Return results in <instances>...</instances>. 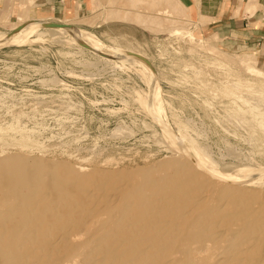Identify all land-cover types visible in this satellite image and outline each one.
<instances>
[{
  "label": "rangeland",
  "instance_id": "obj_1",
  "mask_svg": "<svg viewBox=\"0 0 264 264\" xmlns=\"http://www.w3.org/2000/svg\"><path fill=\"white\" fill-rule=\"evenodd\" d=\"M5 20L0 34L12 36L28 21L26 3ZM36 21L17 36L47 38L0 46V241L17 264H264L259 53L202 37L180 0H95L89 11ZM41 22L74 25L118 56L71 32L51 38ZM127 54L143 57L151 77L122 64ZM36 187L51 194L46 209L12 215L21 205L13 192ZM172 188H194L185 199L202 201L173 210ZM28 234L36 241L21 243Z\"/></svg>",
  "mask_w": 264,
  "mask_h": 264
},
{
  "label": "crops",
  "instance_id": "obj_2",
  "mask_svg": "<svg viewBox=\"0 0 264 264\" xmlns=\"http://www.w3.org/2000/svg\"><path fill=\"white\" fill-rule=\"evenodd\" d=\"M180 1L189 18L198 25L202 37L217 39L233 50L258 52L264 60V0ZM23 2L27 6L28 21L22 25L40 18L72 16L95 5V0H0V24L9 23L5 20L9 14L17 18Z\"/></svg>",
  "mask_w": 264,
  "mask_h": 264
},
{
  "label": "bare ground",
  "instance_id": "obj_3",
  "mask_svg": "<svg viewBox=\"0 0 264 264\" xmlns=\"http://www.w3.org/2000/svg\"><path fill=\"white\" fill-rule=\"evenodd\" d=\"M32 23H36V21H34L33 22V20H32ZM41 24V26H45V27H47V28H51L50 30H52V32H55L56 33V36H54V37H51V38H57L59 35H64L65 33H74L76 36H79V37H82V38H85V39H82V41L85 43V45H87L89 48H92V50H95V51H100L101 53H103V52H105L107 55L108 54H111V56H114V55H116V56H118V54H116V53H114L112 50H110L106 45H104L99 39H95L94 37H93V35H89L86 31H84V32H82V30L81 29H79V28H77L76 26H74V25H70V24H51V23H48V22H41L40 23ZM28 26V24H24L23 26H21L20 28H18L13 34H12V36H1V34H0V46L1 45H5V44H13V43H21V42H25L26 40L28 41V40H31L32 39V41L34 40H39L40 41V39H45V38H47V37H44V34L43 33H41V32H37V33H35V34H33V32L34 31H32L30 34H27V35H19V37L17 36L18 34H19V32L20 31H22L24 28H26ZM4 35V34H3ZM43 39V40H44ZM90 39H92V41L94 40V42H92ZM100 55V54H99ZM120 55V54H119ZM125 57V59L124 60H122L121 61V63L122 64H124L125 62H127V64H131V65H134V66H137L138 68H139V70L141 71V72H143V74H145L146 76H150V75H152L151 74V70H150V68H149V66L146 64V62L144 61V60H141V58H143V57H141V56H139V55H136V54H127L126 56H124ZM137 57H141L140 59L139 58H137ZM106 58V57H105ZM107 59H110V58H107ZM114 59V58H113ZM121 59H122V57H121ZM110 60H112V59H110ZM145 60H147V59H145ZM149 68V69H148ZM150 70V71H149ZM154 73V79H156V76H155V72H153ZM151 77V76H150ZM148 78V77H147ZM153 81V80H152ZM149 82V81H148ZM152 85V84H151ZM178 153V152H177ZM177 153H175L176 155H177ZM179 156H180V154H179ZM183 158H184V156H183ZM181 159H182V157H181ZM178 156L176 157V159H175V161H171V163H174V164H177V163H180V167H179V169L176 171V173L175 174H177L176 176H175V178H179L180 176H181V172H178V171H180V169L181 168H183L182 167V164H181V161L183 160H181ZM188 159V158H187ZM6 162V161H5ZM183 162V161H182ZM189 162V161H188ZM187 162V163H188ZM4 163V162H3ZM3 163L2 162H0V171H1V169H2V167H3ZM200 163V162H199ZM201 164V163H200ZM6 165V164H5ZM184 166V165H183ZM201 166H204V165H201ZM185 167H187V165L185 166ZM189 168V167H188ZM241 168V167H240ZM239 168V169H240ZM245 169V168H244ZM183 170V169H182ZM192 170V169H191ZM193 171V170H192ZM236 171H238V170H236L235 169V172ZM241 171V170H240ZM183 173V172H182ZM195 173V175H193ZM198 171H195V172H193V179H194V177L195 176H197L198 175ZM197 174V175H196ZM251 174H253L252 172H251ZM250 174V175H251ZM29 174H28V171L26 170V171H24V170H21L20 171V173L18 174V181H19V183H23V182H26L27 181V179L29 178ZM189 176V175H188ZM191 176V175H190ZM5 177L6 176H4V175H2V174H0V189H1V187H2V185H4L5 184V182H4V180H5ZM43 177V176H42ZM16 178V177H15ZM189 178V177H188ZM188 178H186V179H184V180H182V181H179V182H170L169 181V183L168 184H173V183H175L177 186H180V185H185V184H187V181H188ZM246 178V177H245ZM249 178V177H248ZM251 178V177H250ZM193 179H189V181H191V180H193ZM14 180H16V179H12V181L11 182H9V185H11V184H14ZM241 180H244V179H241ZM149 181H151V180H149ZM194 181V180H193ZM245 181V180H244ZM204 182V181H203ZM225 182H227V181H225ZM150 183V182H149ZM152 183V182H151ZM150 183V184H151ZM247 183V182H246ZM16 184V183H15ZM166 184V183H165ZM156 185V184H155ZM158 185V184H157ZM162 185H164V184H162ZM167 185V184H166ZM183 185V188H185V186ZM164 188H166L165 187V185L163 186ZM159 188V187H158ZM157 188V189H158ZM161 188H162V186H161ZM160 188V190L162 191V190H164V188L163 189H161ZM171 188V187H170ZM175 188H177V187H175ZM173 189V188H172ZM179 189V188H178ZM178 189H173V190H170V192L171 193H169V195H172L171 197H169V195H168V198H166V199H168V200H173V202H170L169 201V203H170V205H171V207H172V209L173 210H176V211H179V212H181V213H186V211L188 210L187 209V205H186V203H188V201L189 200H191V199H185V198H187V195L189 194L190 195V193H192V191L194 190V188H192V190L190 191H187V189H189V188H187L186 190H178ZM196 190L195 191H197V192H199L198 190H199V188H195ZM201 189V188H200ZM29 190V189H28ZM159 189H158V191H160ZM166 190L167 191H169L168 190V188H166ZM23 189H21L20 190V192L18 193V190H15L14 192H13V196H15L16 198H18V200H19V202H18V205H19V203H21V205H19L18 206V209H16V208H14V209H10L12 212H10V213H12V215H13V213H15V212H18V214H20V215H24L25 214V216L27 215V213H29V211H30V213H32L33 214V212L36 210V207L35 206H38L37 204H39V207H40V204L43 202V201H45V200H47V199H49V196H51V194H49V192H46V191H44L41 187H36V188H34L33 190H31L28 194H22L23 193ZM166 191V192H167ZM220 192H227V190L225 189V188H221V190H220ZM10 194V193H9ZM23 196H22V195ZM161 194H163V192H161ZM164 194H165V191H164ZM163 194V195H164ZM19 195H21V196H19ZM203 195V194H202ZM229 196H238L239 195V191H238V189H231V191H230V193L228 194ZM37 196H39V197H37ZM37 197V198H36ZM149 197V196H148ZM162 197V196H161ZM199 197V196H198ZM197 196H196V199H198L199 201H198V203L200 204V202L202 201V199H200V198H198ZM217 197V196H216ZM10 199V198H9ZM142 199V198H141ZM187 200V202L185 203V200ZM15 200V199H14ZM17 200V199H16ZM50 200V199H49ZM51 200H53V199H51ZM55 200V199H54ZM54 200L52 201V202H54ZM155 202V201H154ZM157 202H159V201H157ZM195 202H196V200H195ZM197 203V202H196ZM195 203V204H196ZM197 203V204H198ZM50 204V203H49ZM49 204H47V206L49 205ZM58 204V203H57ZM129 204H132V203H129ZM188 204H190V203H188ZM192 205H193V203H191ZM190 204V205H191ZM194 204V205H195ZM51 205V204H50ZM54 205V204H53ZM169 205V204H168ZM194 205L193 206H191V208L190 209H194ZM46 206V205H45ZM139 207H140V205H138ZM197 206V205H196ZM43 209H46L43 205L41 206ZM40 207V208H41ZM55 207V206H54ZM138 207V208H139ZM33 208V209H32ZM41 208V209H42ZM53 208V207H52ZM141 208V207H140ZM143 208V207H142ZM4 209H5V207H4ZM34 210L33 212L31 211V210ZM158 210L160 209V207H158L157 208ZM187 209V210H186ZM38 210H40V209H38ZM49 210L50 209H48L47 211H48V213H50L52 210H53V212L56 210V208H54V209H51L50 210V212H49ZM93 210V209H92ZM151 211H147L146 210V212L147 213H153L152 211H154L153 209H150ZM157 210V211H158ZM46 211V212H47ZM90 211H91V209H90ZM143 211V210H142ZM156 211V212H157ZM192 210H190V212H191ZM139 212H141V210L139 209ZM145 212V211H144ZM138 213V212H137ZM142 213V212H141ZM178 213V212H177ZM205 213V212H204ZM232 212H230V214H231ZM16 214V213H15ZM53 215H51L50 216V218H57V216L54 214V213H52ZM154 214V213H153ZM11 215V216H12ZM29 215V214H28ZM28 215H27V219H28ZM165 215V214H164ZM174 215V214H173ZM179 215H180V213H179ZM181 215H183L184 216V214H181ZM228 215V214H227ZM235 215V213L233 212V216ZM11 216H8L9 218L11 217ZM33 217H34V214L32 215ZM32 216H30L29 215V217H32ZM36 216V215H35ZM39 217H36V218H44L43 217V214L41 213L40 215H38ZM48 216V215H47ZM53 216V217H52ZM56 216V217H55ZM140 216V215H139ZM156 216V219H159V218H157V215H155ZM183 216H181V217H183ZM209 216V215H208ZM231 217H233L232 215H230ZM15 217V216H14ZM14 217L12 218L13 220H14ZM17 217V216H16ZM24 217V216H23ZM32 217V218H33ZM228 217V216H227ZM19 218V217H18ZM32 218H30V220H32ZM35 218V220H36V222L39 220H37ZM47 218V217H46ZM50 218H49V220H50ZM59 218V217H58ZM194 218H195V216H194ZM207 219H209L208 217H207ZM206 219V220H207ZM234 219V218H233ZM240 219H241V217H240ZM18 220H20V219H18ZM17 220V218H16V220H14V222L16 221H18ZM35 220H32L31 221V223L32 222H34L35 223ZM48 220V219H47ZM202 220V219H201ZM27 221V220H26ZM43 221V220H42ZM46 221V220H45ZM44 221V222H45ZM157 221H159V220H157ZM217 221V220H216ZM219 222H220V220H218ZM30 222V221H29ZM29 222H27V223H29ZM40 222V221H39ZM47 222V221H46ZM149 222V221H148ZM164 222V224H165V221H163ZM215 222V221H214ZM38 223V222H37ZM41 223V222H40ZM218 223V222H217ZM39 224V223H38ZM37 224V225H38ZM46 224H48V223H46ZM173 224H177V223H173ZM200 224H201V222H200ZM212 224V223H211ZM216 224V223H215ZM37 225H35V226H37ZM40 225V224H39ZM38 225V227H39V229H40V227H41V225H43V223L39 226ZM193 225V224H192ZM213 225V224H212ZM217 225V224H216ZM128 226V225H127ZM154 226H155V224H154ZM154 226H152V228H154ZM174 226V225H173ZM172 226V227H173ZM214 226V225H213ZM150 227H151V225H150ZM69 228V227H68ZM132 228H133V226H132ZM155 228H157V227H155ZM175 228V227H174ZM151 229V228H150ZM162 229H164V228H162ZM241 229V228H240ZM38 230V229H37ZM37 230L36 231H34V232H37ZM40 230H42V229H40ZM61 230V229H60ZM149 230V229H148ZM39 231V230H38ZM165 231V230H164ZM178 233V232H177ZM216 233V232H215ZM34 234H36V233H34ZM30 235H31V233H30ZM61 235V234H60ZM216 235H218V234H216ZM31 236H33V232H32V235ZM36 236H37V234H36ZM209 237V236H208ZM25 238V236L23 237V241H21V243H25V242H28V243H26V244H29V242L32 244V242L31 241H36V240H33L34 239V237H31V238H33V239H27V238H29V234H28V237L26 236V238ZM60 238V237H59ZM217 238V237H216ZM22 238H20V240H21ZM205 239V238H204ZM256 239V238H255ZM182 240H184V239H182ZM4 241V240H3ZM19 241V240H18ZM25 241V242H24ZM62 242V241H61ZM4 243V242H3ZM196 244V243H195ZM87 247V246H86ZM196 247V246H195ZM201 247V246H200ZM146 248V247H145ZM199 248V247H198ZM202 248V247H201ZM164 249V248H163ZM163 249H161L162 251H163ZM196 249V248H195ZM200 249V248H199ZM248 249V248H247ZM79 250V249H78ZM201 250V249H200ZM199 250V251H200ZM85 251V250H84ZM83 252V251H82ZM57 253V252H56ZM55 253V254H56ZM85 253H86V251H85ZM17 253H15L14 251H11V250H7L6 249V247L2 244V238H1V241H0V263L1 264H17V261L20 259V257L18 256V258L17 259H15L16 258V255ZM49 255V254H48ZM84 255V254H83ZM32 257V256H31ZM82 257V256H81ZM264 257V256H263ZM33 258V257H32ZM85 258V257H84ZM239 258V257H238ZM62 259V258H61ZM68 259V258H67ZM75 259H77V258H75ZM194 259V258H193ZM25 260H27L26 258H25ZM40 260V259H39ZM95 260V259H94ZM238 261H240V260H238ZM249 261V260H248ZM247 262V261H246ZM19 263V262H18ZM261 263V262H260ZM34 264V263H33ZM81 264V263H80ZM235 264V263H234ZM238 264V263H237Z\"/></svg>",
  "mask_w": 264,
  "mask_h": 264
}]
</instances>
